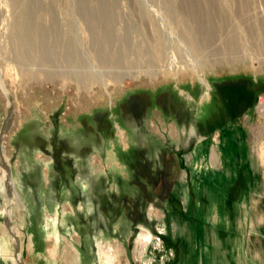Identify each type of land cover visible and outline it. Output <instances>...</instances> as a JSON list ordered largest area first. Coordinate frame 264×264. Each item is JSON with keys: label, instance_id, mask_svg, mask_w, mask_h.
I'll use <instances>...</instances> for the list:
<instances>
[{"label": "rangeland", "instance_id": "rangeland-1", "mask_svg": "<svg viewBox=\"0 0 264 264\" xmlns=\"http://www.w3.org/2000/svg\"><path fill=\"white\" fill-rule=\"evenodd\" d=\"M240 77L259 86L253 107L209 134L156 102L175 93L197 120L213 82ZM0 79V232L13 236L16 264L24 251L40 263L25 247L47 221L101 264H152L162 236L188 241L202 228L204 241L264 264V0H0ZM148 97L142 125L131 124L127 100ZM134 150L177 162L168 186L133 180Z\"/></svg>", "mask_w": 264, "mask_h": 264}, {"label": "crops", "instance_id": "crops-1", "mask_svg": "<svg viewBox=\"0 0 264 264\" xmlns=\"http://www.w3.org/2000/svg\"><path fill=\"white\" fill-rule=\"evenodd\" d=\"M2 183L3 185L0 180V188L3 187L2 190L5 191L4 193L8 194L5 181L3 180ZM21 198L26 202V214L23 216H27V220L30 222L31 218L35 215V209L32 204L34 199L31 197H25V195L21 196ZM184 227L186 228L185 232H193L190 230L191 226L185 225ZM195 232L199 233V230H195ZM203 232L202 228L200 231L202 235L200 237H197V239L194 237V239L188 241L186 240V236L184 237L180 234H174V236H171V234H165L166 236L162 237L168 238L166 246H163V244L162 246H157L155 243L153 246H150L153 250L152 256L154 262L152 261V264H247L244 262L240 246L235 248V246H230L231 244L224 240L217 243H211L207 240L204 241L207 237H205ZM40 233H42L41 240H38V238L37 240H34L31 237L30 246L25 247L26 250H29V248L32 249V251L37 250L36 252L40 254L39 258L41 259L38 264H101L96 257L87 254L86 251L84 252L82 250L83 248L79 245L75 246L72 243L70 244L65 237L62 239L60 228L58 226L56 227L54 223L50 224L47 221L46 225L41 228ZM153 233L157 234L155 237L159 239V237H161L160 235L165 232L154 231ZM168 233H172V231L169 230ZM10 237L13 239L12 235H10ZM10 237L5 233L1 236L0 232V264H16L18 254L17 248L15 245L13 247L10 246ZM2 238L4 239V244H1ZM62 241H64V244L61 245ZM148 245V242H145L142 249H146ZM59 250H61V253ZM22 254L24 257L23 264H30L28 262V251L27 253L24 251ZM111 258V256H106L104 263L107 264L106 261ZM127 264L139 263H135L132 257H128ZM148 264H150V262Z\"/></svg>", "mask_w": 264, "mask_h": 264}, {"label": "flooded vegetation", "instance_id": "flooded-vegetation-1", "mask_svg": "<svg viewBox=\"0 0 264 264\" xmlns=\"http://www.w3.org/2000/svg\"><path fill=\"white\" fill-rule=\"evenodd\" d=\"M258 87L255 80L247 77L213 82V95L210 97L209 101L205 102L200 119L197 120H194L195 115L192 110H189L187 106L182 104L175 93L171 92L170 95L168 93L166 101L164 102H160L159 96L156 102L159 101L157 105L161 110V114H170L176 124L191 123L195 125L197 131H203L209 134L212 132L213 128H217L218 126L223 127L227 121L240 118L245 111L252 108L257 97V92L259 91ZM191 92L192 95L197 96V91L193 89ZM215 97L218 98V103H215V100H213ZM130 99L131 98L126 102L128 112L126 113V120H129L133 125L141 126L142 121L148 115L151 108V100L149 97L141 101H130ZM205 107L213 108V113L210 116L207 114ZM209 117L213 120H217V123L208 126L209 128L205 130ZM112 127H114L113 122L106 121L105 125L103 123L100 124V131L103 133L105 129L111 130ZM106 130L104 132H106Z\"/></svg>", "mask_w": 264, "mask_h": 264}, {"label": "trees", "instance_id": "trees-1", "mask_svg": "<svg viewBox=\"0 0 264 264\" xmlns=\"http://www.w3.org/2000/svg\"><path fill=\"white\" fill-rule=\"evenodd\" d=\"M133 152L134 153L132 154V157L130 159H126L128 167L130 166L131 171H134L135 176L133 180H161L160 183L164 187L168 186L167 180L174 179V170L176 169L177 165V162L174 160H168L166 164V161L165 163L163 162V156L160 154L159 162H161V165H155V161L151 160L145 154L139 157L135 150ZM169 191L170 187L168 188L167 198H169L171 201L173 194L171 191Z\"/></svg>", "mask_w": 264, "mask_h": 264}, {"label": "bare ground", "instance_id": "bare-ground-1", "mask_svg": "<svg viewBox=\"0 0 264 264\" xmlns=\"http://www.w3.org/2000/svg\"><path fill=\"white\" fill-rule=\"evenodd\" d=\"M202 82H204V80H202ZM0 88L2 89V91L4 92L5 95L9 96V92H8V90L6 89L3 80H1V79H0ZM1 141H2V140H1ZM0 145H2V144L0 143ZM0 148H1V147H0ZM1 149H3V148H1ZM3 158H4V157H3ZM5 170H6V169H5ZM3 175H4V179H5L7 182L11 181L7 171H4V174H3ZM10 186H13V185L11 184ZM12 197H13V198H17V197H18V195H17V193L15 192L14 189H13V191H12Z\"/></svg>", "mask_w": 264, "mask_h": 264}, {"label": "water", "instance_id": "water-1", "mask_svg": "<svg viewBox=\"0 0 264 264\" xmlns=\"http://www.w3.org/2000/svg\"><path fill=\"white\" fill-rule=\"evenodd\" d=\"M191 2H192V1H191ZM198 7H199V6H198ZM198 7H196V6H193V8H194V9H198ZM8 172H9V170H8ZM11 181H12V180H11ZM7 193H8V192H7Z\"/></svg>", "mask_w": 264, "mask_h": 264}]
</instances>
